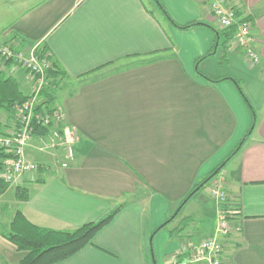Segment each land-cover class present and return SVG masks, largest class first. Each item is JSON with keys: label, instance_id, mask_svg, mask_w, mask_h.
I'll return each instance as SVG.
<instances>
[{"label": "crops", "instance_id": "0c3cea01", "mask_svg": "<svg viewBox=\"0 0 264 264\" xmlns=\"http://www.w3.org/2000/svg\"><path fill=\"white\" fill-rule=\"evenodd\" d=\"M159 1L168 18L153 0L158 15L143 0H1L0 45L39 43L56 62L64 75L53 105L78 141L67 161L62 147L29 139L23 158L41 168L0 194V264L25 254L2 236L16 213L73 231L116 208L91 244L54 264L182 261L221 214L231 227L222 264H264V0H228L251 22L257 63L234 41L226 51L215 45L210 0ZM0 72L30 96L26 71L0 62ZM14 128L0 109V133ZM220 165L215 185L228 203L212 206L200 183Z\"/></svg>", "mask_w": 264, "mask_h": 264}, {"label": "built area", "instance_id": "2783aa9c", "mask_svg": "<svg viewBox=\"0 0 264 264\" xmlns=\"http://www.w3.org/2000/svg\"><path fill=\"white\" fill-rule=\"evenodd\" d=\"M209 10L218 29H233L235 44L243 51L249 62L257 63L258 55L254 50L255 39L251 22L247 17L240 15L228 3V0H210ZM16 46L17 44L14 43L0 45V62L11 63L26 71L33 78V89L30 96L22 103L13 106L12 116L15 120V128L6 133H0V151L6 155L2 160L0 178L9 184L22 175L37 172L40 169L38 164L23 158L24 148L31 136L35 134V127L47 129L44 135H40L43 145L41 150L60 146L66 154L67 161L73 159L74 145L78 141L77 131L75 127L65 122V114L61 107L53 106L48 110L44 108L37 110L39 102L43 99L42 93L49 85L46 73L51 68L50 61L40 48V44ZM67 161L61 164L62 167L67 165ZM211 195L220 204H224L226 193L222 189L215 186L211 189ZM230 228L226 214H221L214 233L210 237L192 246L182 261H178V257L184 255L183 253L172 255L169 264H222L224 239L230 232Z\"/></svg>", "mask_w": 264, "mask_h": 264}, {"label": "trees", "instance_id": "16d2710c", "mask_svg": "<svg viewBox=\"0 0 264 264\" xmlns=\"http://www.w3.org/2000/svg\"><path fill=\"white\" fill-rule=\"evenodd\" d=\"M153 2L157 5V8L161 9L164 13V8L161 5L160 1L153 0ZM165 16L167 17L166 14ZM190 26L191 25H187L178 28L185 29L189 28ZM215 32V45L218 46V48H221L223 51H226L228 43L233 41L234 30H218ZM221 37L223 41L221 40ZM42 50L48 57L47 53L44 51V48ZM201 59L202 58H200L199 60ZM50 66L51 68L46 73L49 85L42 93L44 102L41 104V106L38 105L37 110L43 109L42 107L48 110L54 106H52V103L55 99V93H53L54 91L52 90L59 85L58 80H60L64 75L56 62L50 61ZM206 78L210 81L212 80L211 78ZM220 79L232 80L227 77H223ZM235 84H237L238 87L239 84L236 82ZM25 99L26 97L22 96L15 81L10 77L4 78L2 73L0 72V109H2L8 115H12L13 106L22 103ZM46 132L47 129L44 127H35L34 129V133L37 135H44ZM248 136L249 135H247L246 138ZM239 150L240 147H238L236 151H233L230 156H233ZM5 157L6 155L2 151H0V170L2 166V160ZM219 167L220 168L218 172L220 171L222 165H220ZM213 173L214 171L202 180L201 183H203V186L207 184L208 181L214 176ZM200 184L192 188L191 191L186 195L184 200L195 194V192L197 191L195 189L199 187ZM8 185L9 183L4 182L0 178V194H2L6 190ZM118 210L119 208H116L101 220L97 222L85 223L73 231H55L39 228L28 223L20 213H16L9 225L8 232L2 233V236L13 243L18 251H22L25 253L18 264H54L67 259L68 257L78 252L80 249H82L84 246L91 244L95 234L112 220Z\"/></svg>", "mask_w": 264, "mask_h": 264}, {"label": "rangeland", "instance_id": "374dc122", "mask_svg": "<svg viewBox=\"0 0 264 264\" xmlns=\"http://www.w3.org/2000/svg\"><path fill=\"white\" fill-rule=\"evenodd\" d=\"M144 1V3H145V5H146V7L147 8H149V9H156L154 6H150L149 5V0H143ZM0 2H1V0H0ZM154 11V13L156 14V15H158V13H157V11L156 10H153ZM216 29H218V27H217V25H216ZM219 30V29H218ZM221 31V30H220ZM221 40L223 41V39H222V37H221ZM230 46V44L228 43V45H227V47H229ZM46 79H47V77H46ZM52 91H54V89L52 90ZM55 101V100H54ZM52 106H53V103H52ZM42 108H44V107H42ZM225 166L226 165H223V168L221 169V171H220V173H218V175H216V177L214 178V180L212 179L211 181H209L207 184H205V186H204V188H202V189H200L199 190V192H200V194L199 195H201L202 194V197H205V198H207L208 199V201H209V203L213 206L214 205V203H215V198L211 195V189H213V188H215V182H216V179L218 178V176L220 175V174H222V173H224L225 171H226V168H225ZM206 178V177H205ZM196 190V189H195ZM224 191V190H223ZM225 192V191H224ZM226 193V192H225ZM196 198H198L197 196H196V194L193 196V198H191L188 202H185V204H184V206L182 207L183 209H181V211H180V215L183 213V212H185V211H187V209L189 208V207H192V205H193V202H194V199H196ZM225 202L226 203H228V197H227V194H226V200L224 201V204H225ZM187 203V204H186ZM219 204H220V202H218ZM222 204V203H221ZM197 208V207H196ZM198 209V208H197ZM229 220V219H228ZM198 224V222H196V225ZM205 224H207V220H204L203 222H202V225L204 226ZM199 227V226H198ZM197 229V226H196V228H195V230ZM229 233H231V232H229ZM228 233V234H229ZM228 234H227V236H228ZM196 238H199V236L198 235H196ZM192 239H194V235H193V237H192ZM150 255H151V253H150Z\"/></svg>", "mask_w": 264, "mask_h": 264}, {"label": "water", "instance_id": "95a60500", "mask_svg": "<svg viewBox=\"0 0 264 264\" xmlns=\"http://www.w3.org/2000/svg\"><path fill=\"white\" fill-rule=\"evenodd\" d=\"M43 102H44V100H41V101L39 102V105H41ZM219 168H220V167H218V168L214 171V173H213L214 175L218 172ZM201 185H203V183H201ZM198 188H199V187H197L196 190H198ZM179 208H180V207H178L177 210H179Z\"/></svg>", "mask_w": 264, "mask_h": 264}]
</instances>
